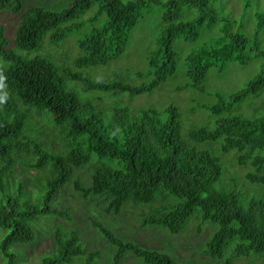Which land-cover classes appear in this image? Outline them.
I'll list each match as a JSON object with an SVG mask.
<instances>
[{"label":"trees","instance_id":"16d2710c","mask_svg":"<svg viewBox=\"0 0 264 264\" xmlns=\"http://www.w3.org/2000/svg\"><path fill=\"white\" fill-rule=\"evenodd\" d=\"M34 2L0 0V10L20 16L13 40L0 24L4 264H28L18 246L34 241L37 224L52 218L66 224L56 226L53 250L38 264H120L127 254L146 264H179L170 253L126 240L95 219L92 224L109 247L106 252L89 249L73 223L72 208L55 206L68 196L69 186L80 199L114 216L128 205L148 204L140 212L143 226L179 234L193 223L199 230L210 225L205 252L211 258L233 264L234 259L256 255L264 264V196L241 199L242 188L264 189V5L245 19L234 16L229 0ZM151 2L162 6L163 20L147 55V70L136 73L141 82L92 76L94 67L125 52L131 31ZM250 7L245 0L241 11ZM85 21L88 30L78 39L69 37L77 49L76 55L65 53L71 62H56L43 52L46 39L51 46L61 45ZM178 40L195 44L183 55L187 80L178 89L207 91L212 68L223 72L234 63L258 66L240 88L218 90L215 103L198 104L214 117V127L184 131L175 105L159 110L124 103L125 94L151 92L179 76L184 52L177 48ZM222 155L243 175L225 177ZM18 164L36 174L16 179ZM86 167L88 179L77 175ZM101 254L109 262L101 263Z\"/></svg>","mask_w":264,"mask_h":264},{"label":"rangeland","instance_id":"374dc122","mask_svg":"<svg viewBox=\"0 0 264 264\" xmlns=\"http://www.w3.org/2000/svg\"><path fill=\"white\" fill-rule=\"evenodd\" d=\"M34 1L35 0H28V3ZM247 1L251 4V7L247 12H243L241 10L245 0H241L242 3L239 0H229L228 5L231 7L234 16L239 18L244 15L245 19H248L254 11L259 8L258 6L264 5V0ZM40 2L45 3L44 1ZM94 11L95 8L91 9L88 14ZM162 17V6L159 3L151 2V5L145 8L143 17L131 31L130 40L125 52L108 64L98 65L88 71L92 73L94 77L103 76L105 78H116V76H125L135 84L140 83L141 79L137 78L136 73L139 71L145 72L148 68L147 55L155 46V35L159 32L163 20ZM103 18L102 16L95 25L99 26ZM19 21L20 16L18 14L0 10V24L5 26L7 37L10 40H13ZM250 22L252 24V20H250ZM89 27V22L85 21L81 28L75 30L67 37L68 40L71 36L78 39ZM73 42L74 40L70 39L66 44L63 42L60 43L61 45L51 46L46 39L43 52L50 54L56 62L66 61L69 63L72 60L71 58H67V55L71 56L69 53L70 50L74 55L77 54V49L73 46ZM176 46L180 51L184 52L182 56H180L179 76L172 78L171 81L155 88L151 92H145L133 97H129L128 94H125L124 97L128 99L126 98L124 103L134 107L141 105L146 107L152 106L159 110H163L169 105H175L180 110L184 131L194 126L208 125L209 127H214V117L205 109L198 107V104L204 102L209 104L215 103L216 98L213 93L218 90L226 93L240 88L258 71V66L255 62H251L245 66H239L234 63L223 72H219L217 69L212 68L205 81L206 87L208 88L207 91L200 92L196 88L178 89V87L187 80V77L183 73V69H185L182 63L183 55L195 48V44L193 45L191 42L178 40ZM193 107L196 108L193 109ZM244 108L247 112H250L247 105ZM227 155H222L223 170H225V168L227 169L225 177L237 172L242 176L243 170L236 164L228 163ZM16 166V179L23 178L26 174L29 177L31 176L30 174H36L34 170H32L30 174L27 173L23 165L18 164ZM89 173L90 167H86L79 170L77 175L84 176L88 179L90 176ZM68 192V196L62 197L61 200H59V198L55 206L60 209L64 206H70L72 208L73 223L78 227L89 249H101L103 252H106L109 247L106 240L99 235L100 233L97 227H94L92 224L91 219H95L108 226L113 232L126 240L135 241L138 244L170 253L179 261V264H221L218 260L211 258L205 252L207 237L213 229L210 225L199 230L196 227L197 223H193L186 227L183 232L172 234L161 226L142 225V216L140 212L142 210H147L148 204L144 207L128 205L120 214L114 216L101 211L100 205L87 203L80 199L72 186H69ZM253 196H264V189L258 185L252 187V189L242 188V201H247ZM61 222L64 221L60 218H52L49 221L38 223L36 226L35 240L26 245L18 246V248L25 252L23 259L27 261L28 264H38L43 254L53 250L55 244L53 232L56 226ZM64 224H66V222H64ZM3 232L4 231L0 229V237ZM109 251L111 253V249H109ZM101 255V263L109 262V258L107 259L106 256H104L106 254ZM260 258L256 257V255H252L248 258H238L233 260V264H261ZM0 264H4V258L1 254ZM120 264L146 263H144L140 257L127 254Z\"/></svg>","mask_w":264,"mask_h":264}]
</instances>
